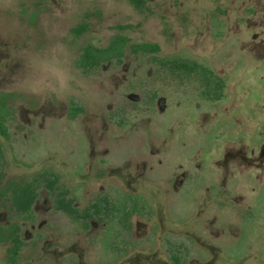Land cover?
I'll return each mask as SVG.
<instances>
[{"label":"rangeland","instance_id":"obj_1","mask_svg":"<svg viewBox=\"0 0 264 264\" xmlns=\"http://www.w3.org/2000/svg\"><path fill=\"white\" fill-rule=\"evenodd\" d=\"M144 1L0 0V93L14 111L0 188L52 171L80 209L99 194L148 209L127 235L95 219L86 229L43 187L28 221L1 199L0 224L21 226L15 264H174L166 240L184 245L181 264H264V0ZM115 35L211 69L224 99H201L150 55L126 51L90 75L74 66Z\"/></svg>","mask_w":264,"mask_h":264},{"label":"trees","instance_id":"obj_2","mask_svg":"<svg viewBox=\"0 0 264 264\" xmlns=\"http://www.w3.org/2000/svg\"><path fill=\"white\" fill-rule=\"evenodd\" d=\"M135 8L142 10L144 0H128ZM125 27H119L124 29ZM88 24L83 23L72 29L79 36L87 31ZM126 51L132 55H150L153 63L166 70L180 82L194 83L201 99L207 102H218L225 97V81L214 71L203 66L195 60L184 58H160V46L157 43H131L126 36L115 35L104 47L87 44L82 48L74 66L82 73L90 75L99 70L102 64L114 61L121 64ZM10 94L0 93V137L9 140L7 123L11 120L14 111L8 105ZM81 108H71L70 117L74 118L81 112ZM3 153L0 141V182L3 177ZM43 187L53 197V209L68 216L73 221L81 222L87 229L92 219L113 223L121 231L129 235L131 231V218L134 214H147V207L141 205L139 198L125 196L121 200H111L108 196L99 194L83 208L75 206V199L70 196L67 188L58 185V177L52 171L38 173L29 181L12 179L0 188V200L8 199L11 210L19 220L28 221L32 218L33 206L38 198V189ZM167 252L174 264H181V253L185 249L182 243L166 240ZM0 244L7 245V260L15 264L23 247L21 239V226L18 221L0 224Z\"/></svg>","mask_w":264,"mask_h":264},{"label":"flooded vegetation","instance_id":"obj_3","mask_svg":"<svg viewBox=\"0 0 264 264\" xmlns=\"http://www.w3.org/2000/svg\"><path fill=\"white\" fill-rule=\"evenodd\" d=\"M251 153H253V151L251 152ZM231 156H233V154H228L227 156H225L226 158H228V157H230L231 158ZM260 157H261V161H263L264 160V144H263V146L261 147V149H260Z\"/></svg>","mask_w":264,"mask_h":264}]
</instances>
